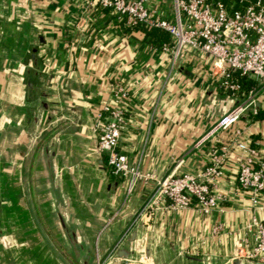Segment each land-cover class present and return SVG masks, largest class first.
<instances>
[{
    "label": "crops",
    "instance_id": "crops-1",
    "mask_svg": "<svg viewBox=\"0 0 264 264\" xmlns=\"http://www.w3.org/2000/svg\"><path fill=\"white\" fill-rule=\"evenodd\" d=\"M146 42L143 32L126 31L92 0H0L1 238L14 217L19 243L44 250L53 264L63 263L42 232L69 264L81 263L66 232L77 233L99 262L126 234L119 248L128 252L127 264H230L239 237L253 244L251 202L237 180L246 154L236 147L213 184L225 196L219 210L165 209L149 225L135 221L153 183L128 196L127 181L111 175L95 132L103 106L125 109L120 147L130 161L163 177L176 168L197 173L211 162L215 142L196 146L221 117L208 112L206 91L214 84L225 94L207 67L189 65L192 75L166 82V57ZM115 84L127 95L115 96ZM259 105L264 109V94ZM237 130L264 161V118L242 119L217 136L218 145ZM257 215L264 220V209ZM218 224L225 232L214 235Z\"/></svg>",
    "mask_w": 264,
    "mask_h": 264
},
{
    "label": "built area",
    "instance_id": "built-area-1",
    "mask_svg": "<svg viewBox=\"0 0 264 264\" xmlns=\"http://www.w3.org/2000/svg\"><path fill=\"white\" fill-rule=\"evenodd\" d=\"M115 16L117 22L129 32H143L148 48L166 57V82H174L181 74L180 68L189 65L211 72L212 80L242 101L218 118L197 140L196 146L215 142L211 148V162L197 173L180 174L176 169L163 177L143 171L130 161L120 143L127 127L125 109L106 104L95 127L98 145L106 155L111 173L127 181V195H132L141 184L153 183V188L143 200L135 221L149 225L159 210L193 208L202 213L219 210L225 196L214 191L215 179L223 175L230 151L236 147L246 154L239 163L238 185L249 195L254 228L253 244L239 237L238 254L264 262V220L257 213L264 209V161L258 148L249 139H240L241 130L229 143L218 145L217 136L242 119H253L256 103L264 94V0H92ZM164 32L168 40L160 45L150 42L151 30ZM195 50H198L197 52ZM215 56L218 63H208L200 52ZM227 62L232 68L224 65ZM209 65V67H208ZM232 72L247 75L258 86L241 91V85ZM115 96L127 95L121 84L114 85ZM118 99V98H117ZM225 232L222 224L213 228V234ZM124 234L99 264H109L115 256ZM244 249V251H243ZM244 254H241V252Z\"/></svg>",
    "mask_w": 264,
    "mask_h": 264
},
{
    "label": "water",
    "instance_id": "water-1",
    "mask_svg": "<svg viewBox=\"0 0 264 264\" xmlns=\"http://www.w3.org/2000/svg\"><path fill=\"white\" fill-rule=\"evenodd\" d=\"M196 52L198 50H195ZM200 56L205 59L206 61L210 63H218L219 60L211 55L210 53L206 52H200ZM34 61L36 63V57L33 54ZM224 65L228 68H232L231 65L227 62L224 63ZM180 71L192 75V73L187 70L185 67H181ZM206 99H205V104L207 105V108L209 109L208 112H210V109L213 110L211 113H215L219 116H223L226 114L228 111H230L234 106L239 104L243 97L240 95H233L229 93L228 91H225V94H221L219 92V89L217 88L216 85L211 84L208 86L207 91H206ZM256 107L259 109L260 105L259 102L256 103ZM39 120H41V115L39 114L38 117H36V122L35 126L33 128V135H36V131H38L40 124ZM62 221V224L65 228H67V225L65 222H63V219L60 218ZM66 237L67 240L69 241V244L71 245L70 252L71 254L76 258L77 261H79L81 264H99V257L97 254H94L92 250L89 248H81L83 243L81 237L78 236L77 233L75 232H66ZM42 236L44 239L47 241V243L52 247V252L55 256V258L58 259L63 264H69L67 260L63 257V255L51 244V240L47 236L46 233L42 232ZM126 254L128 252H125L123 249L119 248L115 252V256L112 259V261L109 264H127L124 262L123 258H125ZM149 255V252H148ZM228 262L230 264H264V262L255 260L252 258L244 257V256H233L227 258Z\"/></svg>",
    "mask_w": 264,
    "mask_h": 264
},
{
    "label": "rangeland",
    "instance_id": "rangeland-1",
    "mask_svg": "<svg viewBox=\"0 0 264 264\" xmlns=\"http://www.w3.org/2000/svg\"><path fill=\"white\" fill-rule=\"evenodd\" d=\"M8 190L10 191L9 187ZM12 219H14V217ZM12 219L7 221V236L3 239L0 234V264H13L14 259L18 261L17 264H53L52 259L44 250L35 249L36 247L27 248L19 243L21 237H19L20 234L18 232L14 231L16 222ZM49 220L51 219L49 218ZM1 222L0 219V224ZM30 239L38 242V238L33 234ZM2 246H5V249H2ZM31 246H33V244Z\"/></svg>",
    "mask_w": 264,
    "mask_h": 264
},
{
    "label": "trees",
    "instance_id": "trees-1",
    "mask_svg": "<svg viewBox=\"0 0 264 264\" xmlns=\"http://www.w3.org/2000/svg\"><path fill=\"white\" fill-rule=\"evenodd\" d=\"M149 33L151 34L150 42L154 45H160L163 41L169 39L168 36L160 30L153 29ZM232 74L240 83L241 91L247 92L249 89L258 86L257 81L247 75H240L238 72H232ZM254 118H264V109H259ZM111 175L116 176L113 173H111Z\"/></svg>",
    "mask_w": 264,
    "mask_h": 264
}]
</instances>
